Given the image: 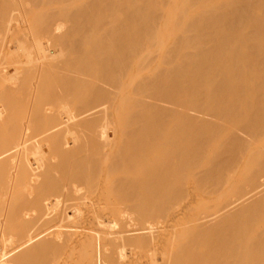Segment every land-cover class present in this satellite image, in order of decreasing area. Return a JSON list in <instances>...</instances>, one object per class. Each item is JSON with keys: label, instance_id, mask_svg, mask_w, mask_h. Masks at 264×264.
<instances>
[{"label": "bare ground", "instance_id": "6f19581e", "mask_svg": "<svg viewBox=\"0 0 264 264\" xmlns=\"http://www.w3.org/2000/svg\"><path fill=\"white\" fill-rule=\"evenodd\" d=\"M0 264H264V0H0Z\"/></svg>", "mask_w": 264, "mask_h": 264}, {"label": "rangeland", "instance_id": "374dc122", "mask_svg": "<svg viewBox=\"0 0 264 264\" xmlns=\"http://www.w3.org/2000/svg\"><path fill=\"white\" fill-rule=\"evenodd\" d=\"M201 67H206V68H210V67H213V65H212V63L209 61V62H204L202 65H201ZM197 67H192L191 68V71L192 72H195V71H197ZM214 76L212 75V78H213ZM213 83H214V85H218L219 83H220V81L219 80H215V79H213ZM202 102V100H199V101H197L195 104H197V103H201ZM197 107V105H194V108H196Z\"/></svg>", "mask_w": 264, "mask_h": 264}]
</instances>
